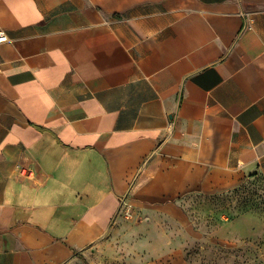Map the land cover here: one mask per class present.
Wrapping results in <instances>:
<instances>
[{
    "label": "crops",
    "instance_id": "1",
    "mask_svg": "<svg viewBox=\"0 0 264 264\" xmlns=\"http://www.w3.org/2000/svg\"><path fill=\"white\" fill-rule=\"evenodd\" d=\"M0 31V264L264 182V0H0Z\"/></svg>",
    "mask_w": 264,
    "mask_h": 264
},
{
    "label": "rangeland",
    "instance_id": "2",
    "mask_svg": "<svg viewBox=\"0 0 264 264\" xmlns=\"http://www.w3.org/2000/svg\"><path fill=\"white\" fill-rule=\"evenodd\" d=\"M119 217L122 234L88 264H264L259 178L213 195L186 196L143 215L127 216L123 208Z\"/></svg>",
    "mask_w": 264,
    "mask_h": 264
},
{
    "label": "built area",
    "instance_id": "3",
    "mask_svg": "<svg viewBox=\"0 0 264 264\" xmlns=\"http://www.w3.org/2000/svg\"><path fill=\"white\" fill-rule=\"evenodd\" d=\"M7 39H6V36L4 35L3 32L0 31V42H5ZM127 216H130V212L129 210H125Z\"/></svg>",
    "mask_w": 264,
    "mask_h": 264
},
{
    "label": "trees",
    "instance_id": "4",
    "mask_svg": "<svg viewBox=\"0 0 264 264\" xmlns=\"http://www.w3.org/2000/svg\"><path fill=\"white\" fill-rule=\"evenodd\" d=\"M81 260L83 261L84 264H88L83 258H81Z\"/></svg>",
    "mask_w": 264,
    "mask_h": 264
}]
</instances>
